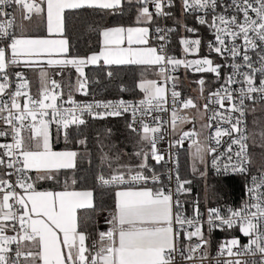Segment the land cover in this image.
Listing matches in <instances>:
<instances>
[{"label": "snow or ice", "instance_id": "obj_1", "mask_svg": "<svg viewBox=\"0 0 264 264\" xmlns=\"http://www.w3.org/2000/svg\"><path fill=\"white\" fill-rule=\"evenodd\" d=\"M123 3L124 0H0V139H4L0 142V264H264V123L253 119L251 130L246 124L247 115L257 111L258 103L264 108V0H181L182 13H198L194 18L212 32L210 53L226 61L231 58L227 64L231 71L223 77L221 68L225 65L216 64L209 57L187 60L169 56L165 41L167 34L175 31L173 28L156 29L161 42L158 46H149L146 26L105 28L100 33L102 46L98 52L68 57L66 11L118 10ZM127 3L138 5V25L151 24L154 17L171 16L165 9L174 6V0ZM218 8L223 10L217 12ZM34 17L45 21L49 37L56 34L59 38L25 35L23 22H31ZM184 28L187 32L196 31L187 25ZM180 44L185 54H198L201 40L182 37ZM101 61L109 66H155L163 83L141 80L137 87L144 98L138 105L123 100L79 104L69 96L63 103L72 107L64 108L58 103L63 96L61 85L49 81L46 71L40 72L35 96L24 74L15 72L14 82L10 71L21 65L71 66L84 78L77 80V91L87 95L84 68ZM179 67L212 73L218 80L223 78L220 88L208 97L210 104L223 110L213 111L208 120L219 123L215 127L211 122L201 126L212 130L204 139L194 130L185 131L175 144L183 146L185 139L190 140L192 158L201 163L206 154H213L217 175L245 177L247 198L239 208H208L205 217L196 204L193 215L188 217L179 197L190 191L185 185L191 182L181 180L177 173L173 189L163 183L149 163L150 159L156 164L165 161V155L157 148L158 140L163 138L164 122L153 116V124L144 120L137 124V113L147 117L153 112L168 111L169 92L173 105L169 124L173 131L179 124L194 123L195 117L181 115L183 110L194 109L200 118L208 112L209 103L201 111L193 98L181 99L176 90L178 78L170 74ZM169 82L171 89L167 87ZM195 83L203 96L205 80ZM236 84L240 85L238 89L233 87ZM93 108L108 111L94 112ZM129 111L133 119L127 127L141 145L132 154L137 160L135 165L121 163L123 153L110 155L112 147L101 143V166L92 173L90 184L85 177V184L76 188L78 178L73 176L70 183L65 180L60 190H38V182L59 183L61 170L77 168V151L53 149L52 125H56L57 137L62 134L67 141L72 125L85 124V113L104 118ZM224 137H229L230 143L225 163L221 164V157L214 154L216 147L210 142L219 146ZM77 142L85 145L86 139ZM105 147L109 150L105 151ZM250 149L259 151V160ZM168 179L173 177L169 174ZM149 183L154 187H149ZM97 192L111 195L112 204L98 203ZM100 216L108 227L93 229V238L88 226L97 224ZM232 229H238L247 242L233 236L220 242L212 256V233ZM194 239L196 242L192 243Z\"/></svg>", "mask_w": 264, "mask_h": 264}, {"label": "trees", "instance_id": "obj_2", "mask_svg": "<svg viewBox=\"0 0 264 264\" xmlns=\"http://www.w3.org/2000/svg\"><path fill=\"white\" fill-rule=\"evenodd\" d=\"M138 5L125 3L121 9L118 10H101V9H77L69 10L65 13V37L69 41V57H86L93 52H98L101 47L100 33L105 28L118 27V26H134L137 24L136 16ZM175 10L178 12V8L175 5ZM179 15L173 19L177 21ZM157 24V23H156ZM156 26V25H154ZM155 30V27H154ZM153 30V34H154ZM152 34V36H153ZM181 37L179 34L175 35L173 39L171 52H177L180 44ZM150 70V69H148ZM108 72L112 75L109 76ZM150 73V71H148ZM146 75L145 68H139L136 66H122V67H87L86 79L87 82H93L94 86L92 92L102 99L114 100H131L142 99L137 87L138 82L142 77ZM75 75L69 71H65L61 77V86L63 91L72 92L74 90V83L72 82ZM123 89V90H122ZM64 95H71L65 93ZM253 119H258L264 123V115L262 113L252 116ZM249 118V117H248ZM126 116L93 118L88 116L84 118L85 124L73 125L68 129L69 139L65 141L61 134L57 137L56 128H52L53 142L57 151L60 150H74L78 152L77 168L72 171L61 173L60 182L53 184L60 187L67 180L71 182V178L75 176L78 178L76 188H80L85 184V177H88V183L90 184V178L93 172H95L100 166V145L103 143L105 146H111L112 152L110 155H114L116 152H122L121 163H128L135 165L137 163L136 158L132 155L138 150L141 145L137 143L138 137L135 133H132L127 125ZM253 119L249 118V130L252 129ZM79 139H86V144L81 145L77 141ZM147 151V146L145 145ZM105 151H108V147H105ZM250 151L256 153V159L259 160V151L250 149ZM187 151L180 153L181 175L186 179L189 178L192 181L191 186L194 185V176L190 171L189 162L187 160ZM183 159V160H182ZM185 159V160H184ZM254 170V168H252ZM62 177L65 179L63 180ZM213 194L211 200H207V203L199 200L196 195L197 190L194 189L187 196L183 198V204L186 206L187 216L193 213L194 206L199 205L200 210L207 204L210 208L224 207V206H238L243 203L245 194V178H213ZM189 186V187H191ZM98 203H103L105 206L112 204L111 195L101 196L99 192L96 193ZM98 228L97 224H90L88 231L92 233L94 238L95 232L93 229ZM238 231V230H236ZM233 232L229 231H217L211 235V245H218L224 237L231 236ZM91 239L88 241L91 244Z\"/></svg>", "mask_w": 264, "mask_h": 264}, {"label": "built area", "instance_id": "obj_3", "mask_svg": "<svg viewBox=\"0 0 264 264\" xmlns=\"http://www.w3.org/2000/svg\"><path fill=\"white\" fill-rule=\"evenodd\" d=\"M222 2H223V0H222ZM175 5L177 6V8L179 10L178 12H176V10H175ZM165 10L170 11L172 13V15L167 16V17H156L155 20H156L157 24L155 26L154 34L152 36L154 46H158L161 43L157 39L156 29L158 27L163 28V29L173 28V29H175V31L168 33L167 34V40L165 41V52L169 56L176 57L174 54H172V52L170 50V48L172 47L173 39H174L175 35L179 34V36L181 38L182 37L189 38V39L199 38L201 40V46H200L197 57L196 58L195 57H189L187 60H194L197 58L209 57V58L213 59L214 63L225 65L224 67L221 68L222 77L231 71V69L229 67H227V64L231 62L230 57L226 61L223 58H221L220 56H218L216 53H214V52L210 53V50L208 48V43L213 40V35H212V32L210 31V29L206 25H200L197 22V20L194 18L195 15H198V13L197 14H184V13H182L181 0H174V6L170 9H165ZM222 10H223L222 8H218L217 12H220ZM8 11L11 12L12 9L9 8ZM150 11L154 12V9L150 7ZM177 14L179 15V17H178L177 21H174L173 19L176 18ZM184 25H187L190 28H194V29H196V31L194 33L193 32H187V31H185ZM10 71L13 73L12 79L14 82H15V76H14L15 72L19 71V72H22L24 74V70H22V68L20 66L12 68V69H10ZM158 74H159V71H158ZM170 74L178 78L176 90L178 92H180L181 99L193 98L198 104H201V105L209 103L208 97H209L210 92L216 91L217 89L220 88L221 84H223V78L218 80L215 77V75L212 73L194 72L191 70H187L184 67H179L174 72H170ZM24 76H25V74H24ZM158 76H160V75H158ZM160 78L161 79L159 80V82L163 83V78L161 76H160ZM201 78H203L205 80L203 96H201V94L199 92V85L197 83H195L197 80H199ZM48 80L49 81L55 80V78H50ZM93 86H94V83L89 81V82H87V87H86L87 95H84L80 91L76 90L75 92H72V94L70 96L73 100H75L79 104H88V103L95 104L96 102H108V101L116 103V102L120 101V100H114L113 101L112 99L105 100L102 98L99 99L98 96L92 92ZM167 87L169 89H171V82L168 83ZM233 87L238 89L240 87V85L236 84V85H233ZM60 90H62V92H63L62 87ZM68 98H69V95L63 94L62 99L60 101H58V103H61L62 107H64V108L72 107V105L63 103V101L67 100ZM140 100L141 99L139 98V99H135V100L131 99L128 101H126V100H123V101L138 105ZM246 103H250V102H246ZM257 105H260V104L258 103ZM166 107L168 108V111L153 112L147 117L141 116L139 113H137L136 121H137V124H139V122L141 120H144L145 122L153 124L154 121H153L152 117L155 116V117H158L160 121L164 122L163 123V132H162L163 138L158 140L157 148L159 149V151L162 154L165 155V161L161 162V164H156L155 161L150 159L149 163L156 169L157 173L160 175L161 180L163 181V183L165 185L170 186L171 188L175 189V176L178 173L181 180H189L191 182L190 184L185 185V187L188 188L189 186H191L192 181L189 178L186 179L184 176L181 175V164H180L179 159H180V153L182 151L186 152V151L192 149L190 147L191 141L188 139H185L183 146L176 145L175 141L179 140V138L182 134V131H185L186 128H188V127L195 128L196 123H195V121H194V123H187V125H185V128H183L182 130L178 129V127L181 125V124H179L178 127L176 128V130L173 131L172 128L170 127V124H169V121L171 118V111L173 108L171 97H170V92H169L168 104L166 105ZM191 110L193 111L194 109H191ZM215 110L223 111L222 109H219L218 105L209 103L208 112L204 116V118L206 119V123L211 122L214 127L219 123V121L218 120L209 121L208 117L211 116L212 112ZM93 111L94 112H102V111H108V110L93 108ZM181 115H184V114H182V112H181ZM232 115L236 116L238 114L233 113ZM248 115L246 117V124H247L248 129H249ZM88 116H90V115L85 113L83 118H87ZM121 116H126V118H128L127 119L128 123L131 122L133 119L131 111L126 112ZM105 117L115 118L116 116H105ZM222 126L228 127L227 124H224ZM72 127H73V125L71 126V128ZM52 128H56V125H52ZM210 131H212V130L207 129L205 131L206 137L209 135ZM0 142H4V139H0ZM210 143L212 144L213 147H216V153H214V154L217 157H221L219 162L221 164L225 163L224 157H226V149L228 147V144L230 143L229 137H224L222 139L221 145H219V146H216L214 141H211ZM233 147L235 150V146H233ZM222 154H224L223 157H222ZM212 155L213 154H207V158H206L207 171H208L207 174L208 175L212 176L213 178H227V179H229V178H240L241 177L239 175L228 176V177L217 175L216 168L213 166V163H212ZM169 174L173 177V179L171 181H169V179H168ZM252 174H255V172L253 170H252ZM241 178H245V177H241ZM246 182H247V180H246ZM148 186L154 187L151 183H149ZM188 193H190V191L183 193L179 197L181 202L184 201L183 198L185 196H187ZM246 198H244V200ZM240 206H241V204L238 206H230V207L239 208ZM227 207L228 206L219 207V208H221L223 210ZM208 208H210V207L207 204H205V207L200 210L201 213H203L205 217L207 215V209ZM183 212H184V215H186V216L188 215V213L186 211L185 204H183ZM192 215H193V213L190 214L188 217H191ZM236 230H238V229L228 230L229 232H233V234L231 236L224 237L222 239V241L229 239L233 236H237V237H240L242 243H246L247 238L241 236V234L239 233V230L238 231H236ZM217 231H219V230H217ZM217 231H215V233ZM220 232H222V231H220ZM195 242L196 241L194 239L192 241V243H195ZM218 245H219V243H218ZM218 245H215V246L211 245L210 253L212 256L215 255ZM221 259H223V258H221ZM212 264H215V261H212Z\"/></svg>", "mask_w": 264, "mask_h": 264}, {"label": "crops", "instance_id": "obj_4", "mask_svg": "<svg viewBox=\"0 0 264 264\" xmlns=\"http://www.w3.org/2000/svg\"><path fill=\"white\" fill-rule=\"evenodd\" d=\"M125 3H127V0H124L123 5ZM67 12H69V10ZM155 19H156V17H154V19H153L151 24H141V25L136 24L134 26H129V27H137V26H146V27H148L149 28V32H150V35H149V46H154L152 34H153L154 27H155L154 25H156V20ZM16 22H17V24L20 23V19H19L18 15H17V21ZM23 23L26 26L25 35H27V36L42 37V38H53V39L59 38L56 34H53L51 37H49V35H48L47 31H46V23L40 17H34L33 21H31V22L24 21ZM64 36H65V32H64ZM100 39H101V46H102V36L101 35H100ZM67 55L69 57V54H67ZM99 66L108 67V68L109 67H111V68H113V67H122V66H125V67H127V66H136V67H139V68L142 67V68H145L146 75L143 76L141 80H155L157 75H159L158 74V68H156L155 66H152V67L143 66V65H110L109 66V65H104L103 62L101 61L97 65L85 66V68H84L85 77H86V69H87V67H97V68H99ZM20 67L22 68V70H24L25 78L29 81L30 92L34 96L37 94V90L40 87V72H41V70L47 72V74H48L47 75V79L55 78V81H57L60 85H61L60 79L64 75L65 71H69V72L73 73V75H75V78L72 81L74 83V90H73L74 92L77 90V80L78 79H84L82 77H79L78 73L71 66L60 68V67H48L47 65H41L40 67H36V68H27V67H24L23 65H21ZM148 69H150V70H148ZM148 71H150V73H148ZM139 83H140V81L138 82V84ZM139 94L141 95V98H144V96H143V94H142V92L140 90H139ZM53 149L55 151H57L54 142H53ZM60 151H64V150H60ZM72 170H74V169L61 170V173H65L67 171H72ZM33 175H34V173H33ZM60 177H61V174H60ZM62 179L64 180L65 178L62 177ZM53 184L59 185L58 183L53 182V181H40L37 184V188L40 191H45V190L57 191V190L61 189L60 187H50V185L51 186H55ZM107 227H108V225H107ZM99 230H102V229L99 228Z\"/></svg>", "mask_w": 264, "mask_h": 264}, {"label": "rangeland", "instance_id": "obj_5", "mask_svg": "<svg viewBox=\"0 0 264 264\" xmlns=\"http://www.w3.org/2000/svg\"><path fill=\"white\" fill-rule=\"evenodd\" d=\"M172 54H174L176 56V58H179V59H188L189 57H195L196 58L198 55V54H191V55L185 54L183 52L182 45H181V47H179L177 52H174ZM160 79H161L160 76L157 75L155 81L159 82ZM63 92H64L63 94H65V93L72 94V92H74V91H72V92L63 91ZM143 96H144V94H143ZM198 105L201 107V111H203V105H201V104H198ZM260 113H262V115H264V108H262L261 105H257V111L255 113H249L248 117L250 119H253V117H252L253 115L255 116V114L257 115ZM182 114H187L189 117H193V116L195 117L194 121L196 123V127L195 128L188 127V128H186L185 131H193L194 130L198 133H201V136L199 137L200 139H204L206 137L205 131L207 130V128H202L201 126L204 124H207L206 119L204 117L200 118V116L197 115L196 110H193V111L191 109L183 110ZM259 118L260 117H258V119ZM185 125H187V123L181 124L178 127V129L182 130L183 128H185ZM185 131H182V132H185ZM192 151H193V149L188 150L187 160L190 163L189 164L190 171H193V164H195L196 170L192 172V176L195 177L194 178V185L191 187H188V189H190V192L193 191L194 189H196L197 190L196 195L198 196L197 198H199V200L203 201L204 203H207V200H209V199L211 200L212 194L214 191V188H213L214 184H213L212 178L210 177V175L207 174V172H208L207 171V161H206L207 154L204 157V162L201 163L199 160H195V161L193 160ZM257 166H258V164H257ZM253 168H254L253 171L256 173V167H253ZM106 227H107V225L104 223L103 216H100L98 218V229L101 228L102 230H105Z\"/></svg>", "mask_w": 264, "mask_h": 264}]
</instances>
